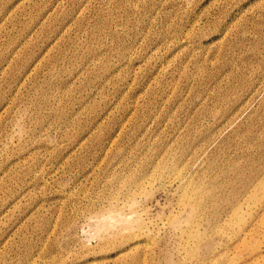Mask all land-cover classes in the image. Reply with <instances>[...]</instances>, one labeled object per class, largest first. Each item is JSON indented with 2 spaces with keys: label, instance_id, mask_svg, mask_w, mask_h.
I'll use <instances>...</instances> for the list:
<instances>
[{
  "label": "rangeland",
  "instance_id": "374dc122",
  "mask_svg": "<svg viewBox=\"0 0 264 264\" xmlns=\"http://www.w3.org/2000/svg\"><path fill=\"white\" fill-rule=\"evenodd\" d=\"M0 264H264V0H0Z\"/></svg>",
  "mask_w": 264,
  "mask_h": 264
}]
</instances>
